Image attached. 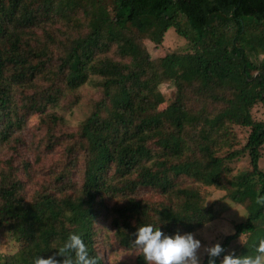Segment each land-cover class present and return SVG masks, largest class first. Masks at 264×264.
<instances>
[{
    "label": "trees",
    "instance_id": "16d2710c",
    "mask_svg": "<svg viewBox=\"0 0 264 264\" xmlns=\"http://www.w3.org/2000/svg\"><path fill=\"white\" fill-rule=\"evenodd\" d=\"M104 1L0 0V142L20 127L14 125V86L46 74L60 77L67 90L97 77L103 91L93 112L65 137L66 149L73 151L70 165L81 160L83 166L79 183L60 174L58 192L26 200L13 171L1 176L0 229L20 248L0 254V264L46 259L70 233L79 234L103 264L94 227L100 215L123 249H132V233L143 225L167 235L193 233L219 211L214 203L205 204L197 188L183 185L185 180L223 190L244 207V221L220 244L227 252L243 236L234 252L254 255L253 246L264 239V205L256 203L264 195L259 167L264 122L252 120L250 110L264 106V0H112L111 15ZM78 10L89 18V32L66 37L55 71L47 45H32L25 30L55 18L71 22ZM170 28L188 41L190 51L151 60L140 37L160 44ZM112 46L127 62L107 57ZM168 81L175 97L159 110L164 102L159 85ZM194 99L224 107H196ZM228 124L249 129L239 149H232L235 137ZM244 154L249 169L232 173L231 164ZM143 189L157 190L163 200L137 199ZM134 264H144L140 254ZM201 264H207L206 255Z\"/></svg>",
    "mask_w": 264,
    "mask_h": 264
},
{
    "label": "rangeland",
    "instance_id": "374dc122",
    "mask_svg": "<svg viewBox=\"0 0 264 264\" xmlns=\"http://www.w3.org/2000/svg\"><path fill=\"white\" fill-rule=\"evenodd\" d=\"M104 3L111 15L113 1L105 0ZM88 20L89 18L78 10L71 22L55 18L52 22H44L32 29H26V38L32 45L35 41L47 45L48 51L53 54L52 69L57 71L58 56L63 51L64 42L67 41L66 37H82L87 34L89 32ZM140 42L151 60H158L173 53L184 54L190 51L188 41L179 36L173 28L164 34L160 44H155L144 36L140 37ZM106 55L115 61L127 62V60H121L116 54L114 46ZM261 58L263 54L258 56V60ZM59 78L41 74L32 84L14 86L11 92L14 111L18 116L14 125H20V127L7 142H0V178L3 174L7 175L13 171L14 178L23 184L20 193L26 200L34 199L39 193L45 191L58 192L60 185L56 183V178L60 174L67 173L77 183L81 180L80 173L83 171L81 160L76 166L70 165L73 160V151L66 149L70 143L65 142V137L68 133L77 131L80 123L93 112L97 103L102 99L103 91L99 85L101 80L91 77L90 82L76 90H67ZM159 91L164 98V102L158 107L162 110L173 101L176 88L172 82L168 81L159 85ZM192 104L200 108L203 105L208 109L216 107L218 110L224 107L223 103L211 105L207 101L202 103L195 99ZM250 114L252 120L264 122V106L261 103L252 107ZM228 128L235 137V145L232 149L241 148L249 129L234 124H228ZM260 152L259 167L264 171V145ZM231 167L232 173L248 170V156L244 154L234 160ZM182 184L197 188L196 192L205 198V204L214 203L219 211V217L207 223L208 227L203 226L193 232L203 244L221 243L225 236L233 233L235 223L244 221L246 217L244 207L226 198L225 191L215 187H205L191 180H185ZM137 199L148 203L163 200L162 195L154 189L141 190ZM94 227L98 233L97 250L103 264H134L138 253H135L133 248L123 249L119 246L110 230L109 220L100 215L96 218ZM244 241L245 237L238 238L230 244L227 252L235 251ZM19 248L20 244L11 235L4 229H0V254L8 256L14 254ZM201 256L203 261L205 257L203 252Z\"/></svg>",
    "mask_w": 264,
    "mask_h": 264
},
{
    "label": "clouds",
    "instance_id": "9594fccd",
    "mask_svg": "<svg viewBox=\"0 0 264 264\" xmlns=\"http://www.w3.org/2000/svg\"><path fill=\"white\" fill-rule=\"evenodd\" d=\"M256 203L264 205V195H259ZM132 236V248L143 257L144 264H201L202 252L207 256V264H217L220 257V264H264V239L253 246L254 255H237L234 251L226 252L218 242L203 244L195 233L177 231L167 235L151 224L138 227ZM57 256L62 259L57 260ZM98 260L99 257L89 254L79 234L70 233L54 255L46 259L39 256L34 264H98Z\"/></svg>",
    "mask_w": 264,
    "mask_h": 264
}]
</instances>
